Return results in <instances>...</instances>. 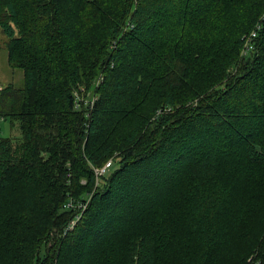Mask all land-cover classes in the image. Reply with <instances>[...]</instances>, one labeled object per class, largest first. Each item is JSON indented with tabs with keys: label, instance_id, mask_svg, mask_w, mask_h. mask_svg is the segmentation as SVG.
Returning <instances> with one entry per match:
<instances>
[{
	"label": "trees",
	"instance_id": "obj_1",
	"mask_svg": "<svg viewBox=\"0 0 264 264\" xmlns=\"http://www.w3.org/2000/svg\"><path fill=\"white\" fill-rule=\"evenodd\" d=\"M1 36L22 87L0 92V264H178L187 242L218 264L229 185L264 202V0H0Z\"/></svg>",
	"mask_w": 264,
	"mask_h": 264
},
{
	"label": "rangeland",
	"instance_id": "obj_2",
	"mask_svg": "<svg viewBox=\"0 0 264 264\" xmlns=\"http://www.w3.org/2000/svg\"><path fill=\"white\" fill-rule=\"evenodd\" d=\"M250 33L251 32H249L247 36H244L243 37L244 39L242 38L244 42L249 37ZM244 42H243V45H244ZM6 43H7V40L1 36L0 37V87L12 85L15 88H21L22 87V72L19 69H12L8 65L7 52L5 49ZM236 68L237 66H235V64L233 65L231 64L230 66H227L225 68L226 76L224 74V77H222V79L220 80V83L217 84L211 90H209V92L213 90H218L220 87H225L227 84H229L231 80H230V76L228 75L230 74V72L232 73L235 72ZM210 76H211V73L208 74L207 78H209ZM99 77H101V75L96 77L92 88L90 87L88 91L82 90L81 95L77 94V96L80 98V103L87 104L93 99L94 97L93 92L95 91L96 83ZM198 94L199 93L195 92L191 88H189L185 92H181V94H179L177 97L179 102L175 105V109L178 110L181 108H186L187 106L195 107V105L201 99H205V97L208 95V91L200 95ZM151 101H156V100H151ZM160 110L161 109H158L155 111L154 117L160 113ZM168 112H172V111H168ZM166 113L167 112H165V114ZM13 135L15 136L12 137ZM18 136H19V132L16 129V125H14L13 128H11L9 120L0 121V138H10V137L15 138ZM230 164L231 165H226L223 167V169H221L222 176H224L226 180H229L228 178H230L231 175L235 173V172L231 173L229 177V173L231 171H237L239 170V167H241V165H239L241 163H238V162H232ZM237 165L239 166L237 167ZM234 178L236 181H239V176L237 174ZM179 180L180 179L177 178L174 181V185L178 184V182L182 183ZM81 183L83 185L85 184L84 181H82ZM239 184L240 182H237L235 186L229 185L228 191L230 193V196L228 197L230 199L231 206L226 205L224 210H221V211L230 213L228 216L230 220L226 221L225 224L230 225L233 229L230 231H227L224 240L222 239V241L217 247V249L219 248L218 256L220 257L218 264H264V257L262 258L258 257V254L261 253L260 250H258L259 248H262V253L264 254V202H260L257 200V204L251 206L248 204L250 201L245 200L246 198L245 199L234 198L232 195L235 193H238ZM180 191L182 192L186 190H183L182 188H176L174 193L180 192ZM242 191L243 190H241V192ZM248 195L252 197L253 191H250ZM20 202L21 201L19 197L17 196V193L10 194L8 198L5 200V204L6 205L10 204L11 207L19 206ZM184 208L182 209V212L186 213L187 209L185 210ZM77 209L81 210L80 208H77ZM78 214H81V212H79ZM81 217L82 216H80V218ZM180 217L181 215L178 214V219ZM77 222L74 224L73 227H71L68 231H66L65 235L73 231ZM178 238L179 237H177V239ZM178 250L181 251L183 249H178ZM183 253L185 254L183 261H181L178 264H195L194 263L195 256H196V253H198L197 248L195 249L194 247L193 249V247L192 248L189 247L188 242H187L185 243ZM175 254L174 256H171L172 258L171 261H174V263L177 260H181L177 258Z\"/></svg>",
	"mask_w": 264,
	"mask_h": 264
},
{
	"label": "built area",
	"instance_id": "obj_3",
	"mask_svg": "<svg viewBox=\"0 0 264 264\" xmlns=\"http://www.w3.org/2000/svg\"><path fill=\"white\" fill-rule=\"evenodd\" d=\"M258 28L259 27L257 26L256 29H258ZM255 37H256V32L255 31H252L250 33L249 37L247 38V40H245V42H244V45H243L244 49L242 51V55H244L246 51L249 52V51L253 50V47H251L248 44V42H249V40L255 39ZM1 90H2V87H0V92H1ZM0 121H2V119ZM112 163H113V160L111 159V160H108L104 164L103 167L98 168V169H94L95 181H96L95 185L96 186H98V184H99L100 180L102 179V177L110 170V168L112 166ZM86 205L87 204L82 203V204H80L78 206L81 209V214L85 210ZM81 214L76 215V217L70 222V224L68 225V227H67V229L65 231H68L71 227L74 226V224L80 219Z\"/></svg>",
	"mask_w": 264,
	"mask_h": 264
},
{
	"label": "crops",
	"instance_id": "obj_4",
	"mask_svg": "<svg viewBox=\"0 0 264 264\" xmlns=\"http://www.w3.org/2000/svg\"><path fill=\"white\" fill-rule=\"evenodd\" d=\"M3 88V87H2Z\"/></svg>",
	"mask_w": 264,
	"mask_h": 264
}]
</instances>
